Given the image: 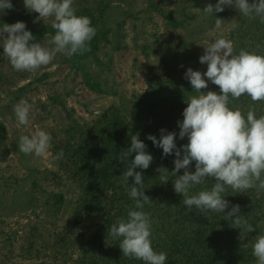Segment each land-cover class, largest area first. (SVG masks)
Masks as SVG:
<instances>
[{"label":"rangeland","instance_id":"obj_1","mask_svg":"<svg viewBox=\"0 0 264 264\" xmlns=\"http://www.w3.org/2000/svg\"><path fill=\"white\" fill-rule=\"evenodd\" d=\"M217 2L74 0L76 13L87 8L97 14L101 4H109L105 27L99 31V38L106 33V39L100 41L96 60L90 58L86 62L90 81L101 86L98 93L88 87L80 71L69 67L63 54H57L50 64L35 71H16L0 47V264H60L53 258L51 248L55 234L67 229L79 197L74 184L54 176L59 168L52 161L51 151L39 158L26 155L19 151L20 137L31 136L38 130L59 137L70 117L89 123L111 107L128 104L134 94L147 89L150 67L160 71L170 61L183 77L188 68L205 72L206 65L199 62L204 47L220 36L229 39L238 14L234 7H225L223 12L213 15L202 12L208 4L215 6ZM11 3L12 10L0 12V26L19 21L29 31L53 23L51 17L34 22L39 14L28 11L23 0H11ZM162 13H170L182 26L171 28ZM218 14L224 21L221 28L215 23ZM51 37L39 42L52 47L47 43ZM175 78L176 87L182 86L179 77ZM209 84L201 91H209ZM191 95L196 93L185 97ZM52 98L61 101L66 110ZM21 99L32 105L27 125H18L14 113V106ZM255 191L264 196V190L255 188ZM58 193L64 199L59 209L51 199ZM81 225L86 237L96 228L94 221ZM260 233H264V209Z\"/></svg>","mask_w":264,"mask_h":264},{"label":"trees","instance_id":"obj_2","mask_svg":"<svg viewBox=\"0 0 264 264\" xmlns=\"http://www.w3.org/2000/svg\"><path fill=\"white\" fill-rule=\"evenodd\" d=\"M108 7V3L101 4L97 14L87 8L76 13L91 19L96 35L90 42V51L71 58L66 56L65 59L70 68L84 75L88 87L97 93L102 91L101 86L90 81L86 62L90 58L96 60L100 41L106 39V33L99 38V31L105 27L104 17ZM237 13L229 35L235 52L238 54L241 49H246L264 55V24L259 22V18L253 20L239 11ZM162 14L171 28L182 26L181 21L170 13ZM216 16L220 18L221 14ZM29 31L37 42L55 34L52 23ZM175 76L179 77L182 86L176 87ZM209 90L220 94L218 86L211 82ZM192 91L190 82L183 77L175 63L168 61L160 71L150 67L147 89L141 94H134L128 104L111 107L89 123L70 117V123L62 130L61 136L56 137L51 133L52 157L63 150V157L53 161L59 168L54 176L70 181L79 192L68 227L64 233L55 234L51 248L55 254L53 258L60 264H144L141 260L123 256L119 248L122 238L113 239L108 235L111 225L121 217L126 218L128 210L135 203L129 195V186L120 177L128 164L122 153L130 147L131 136L136 134H139V139L147 146L146 151L154 158L148 169L136 171L142 172L145 195L152 200L143 208L154 221L152 247L156 252L167 253L165 264H256L252 245L263 214V195L258 194L255 188L236 192L229 187L222 194L230 204L225 213L201 212L195 207L188 211L182 204L183 197L175 193L172 179L163 184L158 178L157 168L163 166L169 172L174 169L175 156L164 157L163 150L146 137L151 134L159 139L160 130L165 129L177 133V147L187 144V138L180 140L178 137L177 122L183 120L182 113L187 107L185 95L193 94ZM52 100L66 110L61 101ZM233 105L240 106L245 114L248 107L253 106L257 117L264 115V102L253 103L250 98L242 97L232 101L230 107ZM134 155L129 160L134 159ZM194 163L191 167L193 172ZM182 174L183 170L178 173ZM128 183L131 186L134 179L130 177ZM214 183V179L208 178L191 192L195 194L203 189L210 190ZM34 186L37 187L36 184ZM51 199L53 206L61 208L64 202L62 193L53 194ZM237 204L240 205V214L256 231L249 233L234 228L232 221L223 216L231 210L232 205ZM86 221L96 222L95 230L88 237L81 225Z\"/></svg>","mask_w":264,"mask_h":264},{"label":"clouds","instance_id":"obj_3","mask_svg":"<svg viewBox=\"0 0 264 264\" xmlns=\"http://www.w3.org/2000/svg\"><path fill=\"white\" fill-rule=\"evenodd\" d=\"M23 3L28 11L39 14L34 22L54 18L52 28L55 34L47 42L52 47H47L36 41L26 30L24 22L2 24L0 47L14 70L31 72L50 64L57 54L71 58L90 51L89 45L96 29L89 17L76 15L74 0H23ZM225 7H234L243 16L253 20L259 18V22L264 24V0H253L252 3L249 0H218L215 6L208 4L202 12L213 15L223 12ZM12 9L11 0H0V12ZM215 23L217 28H221L224 21L216 18ZM199 62L207 65V69L202 73L188 68L185 72L184 78L190 82L196 95L188 98L182 113L183 120L177 122L179 139L187 138L188 143L177 147V133L165 129L160 130L159 139L151 134L146 138L163 150L164 157L174 154L171 172L163 166L156 171L163 184L172 179L174 191L183 197L182 204L188 211L195 207L201 212L223 214L230 207L222 195L227 188L236 192L252 188L264 190V115L257 117L253 106L248 107L246 114L240 106L230 107L232 101L242 97L250 98L253 103L264 102V55L246 49L237 54L234 43L220 36L204 47ZM208 82L218 86L220 94L210 90L202 92L208 88ZM31 107L23 99L14 106L18 125L28 124ZM51 141L48 132L38 130L31 136L22 135L18 148L26 155L44 157L51 148ZM146 149V144L136 134L131 136L130 147L122 153L128 164L120 179L129 186V195L135 203L126 218L121 217L111 225L108 235L113 239L122 238L119 248L123 256L141 260L144 264H165L167 253L156 252L152 247L154 221L149 213L143 211L152 200L145 195L142 172L136 171L148 169L153 162V156ZM133 154L134 159L129 160ZM62 157L61 149L52 161ZM193 162L194 172L191 171ZM181 170L183 174L178 175ZM130 177L134 179L131 186L128 183ZM208 178L215 181L210 190L191 192ZM223 216L232 221L234 228L249 233L256 231L240 214L238 204L232 205ZM252 254L257 264H264V233L256 235Z\"/></svg>","mask_w":264,"mask_h":264}]
</instances>
